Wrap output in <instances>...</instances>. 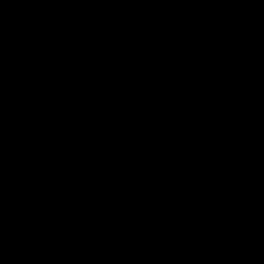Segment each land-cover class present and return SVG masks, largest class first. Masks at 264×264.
Segmentation results:
<instances>
[{
  "label": "water",
  "instance_id": "95a60500",
  "mask_svg": "<svg viewBox=\"0 0 264 264\" xmlns=\"http://www.w3.org/2000/svg\"><path fill=\"white\" fill-rule=\"evenodd\" d=\"M0 264H264V0H0Z\"/></svg>",
  "mask_w": 264,
  "mask_h": 264
}]
</instances>
